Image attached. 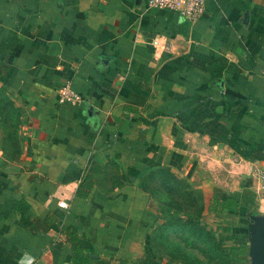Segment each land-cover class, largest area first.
Wrapping results in <instances>:
<instances>
[{
    "label": "crops",
    "instance_id": "1",
    "mask_svg": "<svg viewBox=\"0 0 264 264\" xmlns=\"http://www.w3.org/2000/svg\"><path fill=\"white\" fill-rule=\"evenodd\" d=\"M147 1L0 0V264H173L151 247L159 167L264 215V0L193 21Z\"/></svg>",
    "mask_w": 264,
    "mask_h": 264
},
{
    "label": "rangeland",
    "instance_id": "2",
    "mask_svg": "<svg viewBox=\"0 0 264 264\" xmlns=\"http://www.w3.org/2000/svg\"><path fill=\"white\" fill-rule=\"evenodd\" d=\"M4 98H8V95ZM3 107L10 116L18 119L19 114L15 110H9L7 105ZM147 183L153 189L152 195L156 197L162 217V223L151 234V247L156 258L164 262L171 261L173 264H231L225 253L231 245L241 241L236 232L240 226V214H231L228 211L213 213L205 208L197 215L198 204L204 202L206 207L211 197L207 199L200 193L195 186L196 179L182 177L181 188L171 190L163 189L164 186L154 178L147 180ZM189 191L195 201L185 195ZM174 218H179V223H169ZM189 218L197 223L191 229L190 224L188 227V224L182 223ZM243 230L246 231L245 228ZM197 235L204 240H194ZM209 243L218 244L215 251L202 249Z\"/></svg>",
    "mask_w": 264,
    "mask_h": 264
},
{
    "label": "trees",
    "instance_id": "3",
    "mask_svg": "<svg viewBox=\"0 0 264 264\" xmlns=\"http://www.w3.org/2000/svg\"><path fill=\"white\" fill-rule=\"evenodd\" d=\"M156 179L160 182V184L163 187V189H179L181 188V178L177 176L176 174L172 173L168 168L166 167H159L156 168V170H152L149 172V175L146 178L145 184L149 188V191L153 194V189L148 186L147 180L150 179ZM201 193V192H200ZM202 194V193H201ZM185 195H188V197L191 198V200L195 201V198L193 197V194L189 191L186 192ZM203 195V194H202ZM208 212H222L224 210L228 211L231 214H240V220H239V228L236 231L237 232V238L240 242H236V244L231 245L228 248V251L225 253V256L229 259V262L231 264H247L248 262V256H247V244L248 243V237H247V222H248V216L250 214H257L258 209L255 202L252 200L250 195H240L238 192H225V193H218L211 196L209 199V202L205 204L204 202L198 204L197 212L199 215L200 212H202L204 209ZM179 218H174L173 220L169 221V223L177 224L179 223ZM182 223L190 224V229L196 225V221L189 218L188 220L182 221ZM246 229L244 231L243 229ZM194 240L197 241H203L204 238L195 236ZM246 241V242H245ZM246 244V245H245ZM216 246L218 244H207L202 247L205 251H215Z\"/></svg>",
    "mask_w": 264,
    "mask_h": 264
},
{
    "label": "built area",
    "instance_id": "4",
    "mask_svg": "<svg viewBox=\"0 0 264 264\" xmlns=\"http://www.w3.org/2000/svg\"><path fill=\"white\" fill-rule=\"evenodd\" d=\"M206 0H148L147 5L158 8H170L178 12V14L187 20L193 21L201 15L204 10ZM155 47H160L162 50H170L171 43L166 39L160 40V37L154 36L151 39ZM58 101L78 102L82 101V96L74 91L68 83H64L58 87ZM252 174L257 180V191L264 196V164H259L253 167ZM61 206H66V202L60 201Z\"/></svg>",
    "mask_w": 264,
    "mask_h": 264
},
{
    "label": "water",
    "instance_id": "5",
    "mask_svg": "<svg viewBox=\"0 0 264 264\" xmlns=\"http://www.w3.org/2000/svg\"><path fill=\"white\" fill-rule=\"evenodd\" d=\"M247 264H264V215L250 214L247 222Z\"/></svg>",
    "mask_w": 264,
    "mask_h": 264
}]
</instances>
